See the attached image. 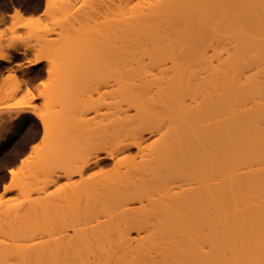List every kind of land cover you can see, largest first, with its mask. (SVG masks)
Segmentation results:
<instances>
[{
    "label": "bare ground",
    "instance_id": "obj_1",
    "mask_svg": "<svg viewBox=\"0 0 264 264\" xmlns=\"http://www.w3.org/2000/svg\"><path fill=\"white\" fill-rule=\"evenodd\" d=\"M76 1L62 0L60 13L69 16ZM14 3L0 1V21ZM87 3L70 14L82 25L65 38L70 48L63 39L55 49L104 54L110 63L102 55V65L113 66V99L103 92L100 107L90 106L95 117L107 107L98 122L86 109L73 118L81 132L52 134L62 142L47 147V164L61 170L47 182L56 188L39 203L30 199L36 227L31 218L26 227L31 213H0L16 216L0 221V264H264V0ZM99 15L103 22L87 27ZM89 46L100 50L85 53ZM17 57L0 50V70ZM68 72L56 78L78 73ZM79 91L56 99L85 108ZM26 106L50 135L46 114ZM106 157L112 171L95 172ZM45 220L53 226L43 228ZM42 228L55 231L35 240Z\"/></svg>",
    "mask_w": 264,
    "mask_h": 264
},
{
    "label": "rangeland",
    "instance_id": "obj_2",
    "mask_svg": "<svg viewBox=\"0 0 264 264\" xmlns=\"http://www.w3.org/2000/svg\"><path fill=\"white\" fill-rule=\"evenodd\" d=\"M87 1L88 0H79L74 4L70 3L71 5L67 7L70 10L68 11V13H73V11L81 12V10L84 9L82 7L85 5L87 6ZM45 3V0H15L14 6H10L7 10L4 11V15L6 14L5 19L3 21H0V50L7 52H16L18 55L15 63L9 66L6 65L0 70V213H3L6 208H9L14 212L16 210H19L21 216H24L23 218H25L26 216L25 219H27V215L31 213L30 216L28 215V220L31 218V215H35L34 213L32 214V210H29L31 204L34 203L30 199H33V201L37 199L36 201L38 202V199L42 198L41 196L52 193L55 190L56 186H53L52 184H48V186L47 182L50 181V178L52 176L61 173V170H58V168H54L50 163L47 164V161L49 160L48 157L46 158V156L48 155L50 150V147H47L50 145H55L59 142V140L53 138L52 134H77L76 132H81V129H76V125H79L80 121L77 122L78 124H76V122L74 124L73 122L75 120L72 122L73 118L75 119V117H77L76 119H80L78 118L77 114L81 111L80 114L82 113V116L85 109L86 111H88V113L85 111V117L89 119L93 117V115L95 117V110L90 106L98 107L102 101L101 94L105 93V98L108 97L107 94L111 95L114 92L112 89L114 88V86L112 85H114L115 83L113 75L114 73L110 72L113 71V66L110 64L111 68L109 70V66H105L104 63L102 65L103 61H105V63H110V60H108V58L104 54L102 55H104L105 58L101 54H98L100 59L93 54L95 57L94 59V57L91 55V53H93L91 52V49L96 53L100 50L97 49V47L95 48L89 46L92 48L86 49L88 50L86 52L84 51L85 53L91 52L90 55L92 56L91 59L93 60L90 59V55L86 54V56L84 54L85 57H83V55L81 56L79 52L82 51L77 50V52H74L71 49L73 52L71 51L69 54L63 52V50H68V48H70L69 43H66L67 40L65 38L70 35L73 36L78 34L76 28H78L79 26H75L77 24H75L76 21H74L76 17L73 16L72 18V15H70L72 13H69V16H67V10L66 12L65 10L62 11V14L64 15L60 13L61 9H64L65 7L64 5L62 6V0L50 1V4H53L51 5V8L50 6L48 7L49 9H46L47 7ZM15 9H19L23 13L22 18L15 17ZM76 14L78 17L79 13ZM102 15L104 16L106 15V13ZM102 15H99L98 18L94 17L95 19L92 17L90 20H88L89 22L87 23V27L89 25L90 28H92V26L95 27L98 23L103 22L104 18L101 19ZM1 17L2 15L0 14V18ZM71 19H73L74 24H71ZM63 39H65V41ZM61 40H63V44L65 42L68 45V48H60L61 51H59V48H55L59 43L62 44V42H60ZM61 44H59L60 47ZM51 45H53L54 48L51 49ZM42 54H44L45 57L42 59L40 64L38 66H34L35 68L33 66H30L31 62H33L37 56ZM102 57L104 58L103 61H101ZM97 59H99V61L101 62H98ZM94 60H96V63H91ZM88 70L89 72L91 71L94 73L91 74V72L89 73ZM64 71H70L68 73H78H76L77 75H75V77L72 76L74 79H68L66 77L67 81H59L56 77L59 75V73L61 74V72L63 73ZM86 71L87 73L84 74L83 72ZM95 71L97 72V74L95 73ZM102 72L106 74H103ZM87 74L90 76H88ZM102 76L104 79L102 78ZM59 77L61 78V76ZM63 77L65 78V76ZM97 81L101 83L99 84ZM96 86H99L100 89L96 88ZM63 89H65V92ZM72 89H75L76 93L77 91L81 90V93L79 91L78 94H81V97H83V99H81L83 101L89 100V103L91 102L90 99H97L98 101L96 100L97 102H92L93 104L90 103V105L86 101L85 103H87V105L85 108H81V106L83 105L80 106V103H82L80 101V98L78 99V101L80 102H75V104L71 103V107H68L69 104L67 103V105H62L63 100L61 99L62 102H59L57 100L59 99L58 97L64 96L63 99L66 100L65 97H67L68 95L67 92L72 91ZM84 92L85 94H83ZM68 93L70 95V92ZM58 94L60 95L57 97L56 95ZM62 94L65 95L61 96ZM32 95H36V97L32 99ZM111 96H113V94ZM111 96H109L108 98H110ZM108 98L106 99V101L109 100ZM112 99L113 98L111 97L110 101H112ZM26 104H35V106H37L36 109L39 112H44L46 114V118H48L50 121V131L48 133L50 135H43V128L40 120L32 112L33 108L26 106ZM63 104L65 103L63 102ZM72 106L74 107L72 108ZM75 106H77L76 112ZM103 106L104 105L102 104L101 109H105H100V114L97 113L98 117H102L103 111L108 112L107 107ZM71 110L72 113L75 112L74 115L70 113ZM91 110L94 111L92 112ZM94 117L93 119L91 118L93 121ZM96 117L95 120L97 121ZM99 119L101 120V118H98V121ZM80 132L78 134H80ZM82 133L85 134L84 131H82ZM150 139L151 137L149 138V141ZM54 140L56 143L54 142ZM67 141H69L68 138ZM136 151L137 149L134 148L132 154H135ZM113 168L114 160L112 158L106 157L101 166L96 167L94 170L95 172L104 171L106 173H109ZM11 170L15 172L14 175L11 173ZM78 179V175L74 176V180ZM60 181V184H63L66 183L67 179L63 177ZM45 186H47L48 188H45ZM44 190H46V192ZM28 202L31 203L29 204ZM5 211L9 212L8 209H6ZM5 211L4 213H6ZM22 211L23 213H21ZM14 212L13 214L15 216L16 212ZM25 212L26 215L24 214ZM13 214L11 213V215ZM9 216H6L4 218L6 219L7 217H14ZM2 217L3 215L1 216V218ZM35 217L37 218L40 216ZM1 218L0 221L5 220ZM37 219L41 220L38 221L35 219L36 223L44 222L42 221L41 217ZM31 221H33V223L35 222L33 220V216L31 218ZM31 221H28L29 225L26 224V227H31V225H33ZM46 221L48 222V220H45V223H43V228H46L48 226L47 224V226L45 227V224L47 223ZM39 224L40 226L42 225L41 223ZM33 226L36 227V224ZM30 227L28 229L32 228ZM54 227H56V231L59 230L57 228H62L59 225H56ZM52 229H50L51 232L53 231ZM46 231L47 230L45 229H43L42 231L39 230V232L36 234L39 237L34 235L35 240H40L41 238H49V234L51 232H49L48 234L46 233ZM60 231H62V229L58 232ZM68 232L73 233V229L68 228ZM134 235H136V233H134ZM3 237V234H1L0 238L4 239ZM7 259L8 261L12 260L11 257H8ZM7 259L6 263H8ZM14 259L15 258L13 257V260ZM13 260L12 262H18V259L14 261Z\"/></svg>",
    "mask_w": 264,
    "mask_h": 264
}]
</instances>
